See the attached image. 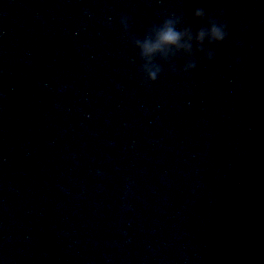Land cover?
Instances as JSON below:
<instances>
[{"label":"clouds","instance_id":"9594fccd","mask_svg":"<svg viewBox=\"0 0 264 264\" xmlns=\"http://www.w3.org/2000/svg\"><path fill=\"white\" fill-rule=\"evenodd\" d=\"M200 12H197V15H200ZM225 27H227V25H225ZM213 35L217 40L223 41L226 36H227V32H222L220 29L218 28H213L212 29ZM201 35H203V33H201ZM161 39L165 42H169V43H175L178 39H179V34L175 31H173L172 28H168L165 32L162 33ZM213 56H210L209 59H212ZM153 79H155V76L153 75Z\"/></svg>","mask_w":264,"mask_h":264}]
</instances>
